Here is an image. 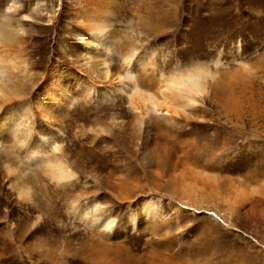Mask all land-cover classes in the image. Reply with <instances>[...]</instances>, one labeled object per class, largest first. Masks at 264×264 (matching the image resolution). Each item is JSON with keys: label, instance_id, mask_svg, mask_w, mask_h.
<instances>
[{"label": "rangeland", "instance_id": "rangeland-1", "mask_svg": "<svg viewBox=\"0 0 264 264\" xmlns=\"http://www.w3.org/2000/svg\"><path fill=\"white\" fill-rule=\"evenodd\" d=\"M20 1L44 4L51 21L21 17L25 38L11 45L27 59L31 112L21 116L29 128L24 144L13 134L0 138V264H264V0H118L108 79L87 70L85 51L67 47L77 0ZM10 2L0 0V16ZM124 34L138 38L147 64L138 77L220 58L208 95L187 108L191 118L155 116L141 132L128 104L132 81L101 91L127 67ZM58 65L96 85L66 108L44 86ZM17 105L2 106L0 118ZM100 127L106 131L96 135ZM41 133L50 135L40 141ZM55 141L78 173L71 181L46 175L42 164ZM34 143L39 152L29 155ZM23 182L29 201L18 194ZM147 200L156 216H145ZM80 206L102 217L79 216ZM108 217L114 222L105 228Z\"/></svg>", "mask_w": 264, "mask_h": 264}, {"label": "bare ground", "instance_id": "bare-ground-1", "mask_svg": "<svg viewBox=\"0 0 264 264\" xmlns=\"http://www.w3.org/2000/svg\"><path fill=\"white\" fill-rule=\"evenodd\" d=\"M117 1L77 0L74 15L76 27L72 30L71 38L67 43V47L73 53L85 51L88 56L84 58L83 65L88 67L89 72L97 73V76L102 79H108L112 74L106 52L110 47L109 38L111 34L119 37L113 30ZM45 10V5L39 2H36L35 5L33 2L26 5L20 0H11L6 11L0 16V109L7 104L18 103L14 110L5 113L0 118V138L13 134L16 138L14 139L22 144L26 142L29 130L21 116L31 112L28 99L25 97V84L30 81V78L26 70L27 59L18 51H13L11 45L20 43V38H25V29L21 25L23 22L21 17L28 20L45 19L51 21V16L44 17L42 15ZM14 21L17 22L15 26ZM140 27L137 29L139 34H144V29H140ZM137 41L138 38L130 37L128 34L120 37L119 50L123 63L127 67L123 73H119L116 77L118 79L117 84L105 86L101 88V91L107 93L110 89L119 92L124 90L126 80L132 81L128 92V104L136 112V120L141 132L143 125L155 116L176 122H180V120L174 114L191 118V112L187 111V108L196 106L208 95L210 81L217 79L221 73L220 67L223 65L220 58L215 59L212 66L206 62H194L187 67L176 66L169 74L162 73L160 77H154L148 73L138 77L139 68L145 70L147 64L140 57L136 45ZM240 66L242 72L248 70V65L243 61ZM45 80V91L49 95V99L51 101L57 99L62 108L70 106L79 94L89 95L96 86L94 84H82L83 81L75 71L60 65L50 69ZM40 114L47 120L53 118L52 115L43 112ZM55 131L52 130L50 133ZM104 131L106 129L100 127L95 130V133L99 135ZM47 136L45 133H41L40 141L46 140ZM38 149V143H34L28 147V154H36L39 152ZM62 149V144L55 141L42 164L46 175L57 183L71 181L78 177L77 171L62 154ZM6 168L11 174L16 172L9 164ZM186 190L187 193L192 192L191 189L186 188ZM194 191L196 190L193 189ZM18 194L24 201L31 200L30 186L23 182L18 189ZM177 205L179 210L186 208L182 203H177ZM85 207L80 206L77 212L79 216L91 215L92 222L100 220L101 213H93ZM143 211L147 218L157 215L156 206L148 200L144 202ZM113 222V219L108 217L104 224L105 228H110ZM129 228L130 230L138 229L136 219L131 221Z\"/></svg>", "mask_w": 264, "mask_h": 264}]
</instances>
